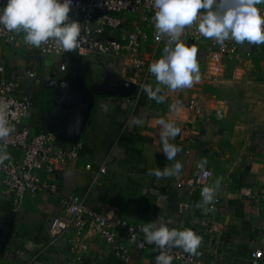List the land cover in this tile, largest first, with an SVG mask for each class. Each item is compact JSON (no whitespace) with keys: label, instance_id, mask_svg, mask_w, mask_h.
I'll return each instance as SVG.
<instances>
[{"label":"crops","instance_id":"0c3cea01","mask_svg":"<svg viewBox=\"0 0 264 264\" xmlns=\"http://www.w3.org/2000/svg\"><path fill=\"white\" fill-rule=\"evenodd\" d=\"M144 26L149 33L146 52L151 53L154 31L150 25ZM181 40L199 48L200 81L191 88L170 90L153 79V88L159 86L165 97L162 103L98 96L80 140V159L69 162L57 179L65 196L87 195L89 206L96 211H113L133 224L154 220L169 228L192 229L201 237L206 264H250L254 250H261L264 264V210L256 200L264 192V44L237 45L234 41L237 53L234 59L224 60L226 70L214 81L206 77L205 55L215 40L204 36L199 42ZM163 49L158 59L164 55ZM37 56V52L0 42V67L5 71L1 78L17 83L20 91L33 98L35 92L45 94L47 91L39 88V74L45 68L60 71V59L40 56L41 64ZM97 59L104 72H117L122 64L103 56L81 61L87 67ZM234 68L240 72L238 78H234ZM29 72H35L36 77H30ZM45 95L38 110L34 98L35 105L23 120L33 132L48 131L43 123L49 98ZM161 118L181 129L170 139L181 149L172 161L163 154ZM202 158L213 171L211 186L220 181L216 194L221 206L209 218L205 206H197L202 199L189 195L178 183L193 176ZM176 160L183 165L178 175L154 174L155 169L172 167ZM100 166L106 167L105 174L99 173ZM247 188L255 198L241 196V190ZM185 199L191 207L181 214L178 206ZM57 212V201L47 193L27 198L18 211L11 198L0 194V264H153V248L134 252L126 263L92 230L71 229L54 242L50 227Z\"/></svg>","mask_w":264,"mask_h":264},{"label":"built area","instance_id":"2783aa9c","mask_svg":"<svg viewBox=\"0 0 264 264\" xmlns=\"http://www.w3.org/2000/svg\"><path fill=\"white\" fill-rule=\"evenodd\" d=\"M5 2L6 0H0V4ZM257 7L264 14V5ZM154 13L153 0H73L69 16L79 21L83 30L78 46L72 51L65 52L57 48L54 41L40 47L28 45L23 39L24 33L8 31L3 26H0V42L13 48L37 52L46 60L60 59L61 72L70 71V61H74V56L81 59L91 56L112 57L122 63L117 73L136 87L135 94L130 98L136 101H153L143 90V85H152L155 75L148 70L149 65L158 60L159 50L170 39L157 32L152 19ZM136 16L138 21L135 20ZM144 25H150L154 31L155 47L151 53L146 52L149 33ZM180 39L194 42L202 39L195 22L185 27ZM236 53L237 48L232 40H226L223 46L215 43L205 55L206 77L216 81L226 70L224 60L234 59ZM4 72V68L0 67V73ZM239 73L234 68V78H238ZM29 76L35 78L36 73L29 72ZM34 105V98L20 91L17 83L1 78L0 118L7 122L10 131L7 136L0 137V148L10 154V159L0 163V194L11 198L15 211L21 208L27 198L36 199L43 193L55 199L58 212L50 227L54 242L71 229L79 232L92 230L105 240L115 257L126 263L131 261L134 252L142 253L149 248L154 250V245L143 243L141 227L144 224H133L118 218L113 211L99 212L92 209L87 195L67 197L63 194L57 175L62 173L69 162L80 159L83 146L81 142L63 144L50 131L33 132L23 120ZM86 167L89 169L91 165ZM99 173L105 174L106 167L100 166ZM212 178L213 171L209 164L204 170L196 165L193 176L178 183L187 189L189 195H197L202 199L201 190L205 186H211ZM240 193L245 198L256 197L250 188L242 189ZM256 200L264 210V192ZM220 206L221 198L215 194L214 200L205 206V216L211 217ZM189 207L190 202L182 200L178 211L185 214ZM165 251L174 257L172 264H206L205 252L200 246L194 255L179 247ZM154 252L153 264H156L155 257L159 250ZM261 259V250H254L250 254L249 263L261 264Z\"/></svg>","mask_w":264,"mask_h":264},{"label":"clouds","instance_id":"9594fccd","mask_svg":"<svg viewBox=\"0 0 264 264\" xmlns=\"http://www.w3.org/2000/svg\"><path fill=\"white\" fill-rule=\"evenodd\" d=\"M73 0H6L0 4V26L8 31L24 33L26 44L40 47L54 41L57 48L65 52L75 49L81 39L82 25L70 18ZM264 0H153L155 9L154 26L158 33L170 39L163 49L164 55L149 65V71L155 75L160 85L170 90L191 88L201 79L198 52L199 48L183 42L180 37L186 26L196 23V30L207 38H213L216 44L223 46L226 40L235 41L237 45L247 42L249 45L264 44V14L257 5ZM201 9L204 11L201 12ZM143 90L150 99L157 103L165 100L160 95L161 88L143 85ZM174 107L170 105V108ZM179 111V108H176ZM161 126L160 141L163 154L167 160L175 159L181 150L170 139L181 132L175 123L159 120ZM10 129L7 122L0 118V137L7 136ZM10 159V154L0 148V163ZM208 161L202 158L197 167L205 169ZM183 165L176 160L172 167L155 169L158 177L176 176ZM216 186H205L201 190L202 200L198 207L209 205L215 198ZM206 210V209H205ZM144 234L143 243L154 245L159 250L156 264H172L174 257L166 249L182 248L190 255L197 254L201 237L190 228H169L166 224L157 225L153 220L141 227Z\"/></svg>","mask_w":264,"mask_h":264},{"label":"water","instance_id":"95a60500","mask_svg":"<svg viewBox=\"0 0 264 264\" xmlns=\"http://www.w3.org/2000/svg\"><path fill=\"white\" fill-rule=\"evenodd\" d=\"M70 71L75 75L76 82L69 87L53 89L56 98L46 119L48 131L55 133L63 144L80 142L98 96L130 97L136 91L134 84L111 69L104 73L106 83L95 87L86 85L73 60L70 61Z\"/></svg>","mask_w":264,"mask_h":264},{"label":"rangeland","instance_id":"374dc122","mask_svg":"<svg viewBox=\"0 0 264 264\" xmlns=\"http://www.w3.org/2000/svg\"><path fill=\"white\" fill-rule=\"evenodd\" d=\"M98 61L97 63H95ZM94 63H89V65L86 67H83V79L87 82L88 86L95 87L97 84H105L107 79L105 78V72L99 69L100 61L97 59ZM92 65V66H91ZM94 65V66H93ZM47 69V68H45ZM43 70V73L40 75V85L39 88L43 91H47L45 94L49 98H56V94L54 93L53 89L66 87V86H72L76 82V77L74 74L71 73V71H67L66 73H63L58 70ZM1 79V75H0ZM38 92H35V100H36V110L42 105L43 103V95L45 94H39ZM45 95V96H46ZM35 117H38V113L35 115ZM43 123L46 124V120H43Z\"/></svg>","mask_w":264,"mask_h":264},{"label":"trees","instance_id":"16d2710c","mask_svg":"<svg viewBox=\"0 0 264 264\" xmlns=\"http://www.w3.org/2000/svg\"><path fill=\"white\" fill-rule=\"evenodd\" d=\"M36 58L40 61L41 64L43 63V59H41L40 56H37ZM73 59H74L76 65H77V67H78V69H79V71H80V73L82 75L83 67H84L83 62L81 61L82 59L79 58L78 56H74ZM82 77H83V75H82ZM85 83H86V85H88L86 81H85ZM54 99L53 98H48V101H47L46 107H45V113H47L53 107V101H54Z\"/></svg>","mask_w":264,"mask_h":264}]
</instances>
